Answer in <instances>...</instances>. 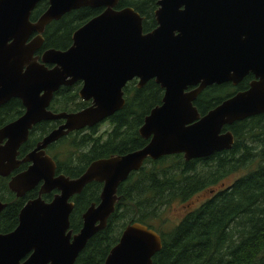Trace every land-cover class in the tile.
Segmentation results:
<instances>
[{
	"label": "water",
	"instance_id": "95a60500",
	"mask_svg": "<svg viewBox=\"0 0 264 264\" xmlns=\"http://www.w3.org/2000/svg\"><path fill=\"white\" fill-rule=\"evenodd\" d=\"M41 1L48 7L31 23L30 15ZM118 1L0 0V106L18 99L25 110L0 130V177L21 163L30 165L8 185L17 198L42 182L39 198L23 207L15 231L0 236V264H74L88 241L106 229L118 203L119 186L146 161L181 155L190 162L228 152L234 138L225 127L264 117V0H159L156 28L147 34L143 19L132 9L115 10ZM81 8L104 11L72 35L67 51L49 50L34 57L45 28ZM248 74L256 81L246 91L200 116L194 102L204 89L237 86ZM133 80L139 89L152 81L163 91L160 106L150 111L138 130L147 144L95 161L77 179L55 177V164L45 149L122 110V90ZM76 83L82 84L78 97L90 102L88 109L59 115L46 111L60 87ZM42 121L64 124L16 161L29 132ZM91 183L102 186L99 203L83 214L79 233L72 235L69 200ZM51 191L58 195L46 204L40 196ZM160 250L155 231L132 224L104 264H152Z\"/></svg>",
	"mask_w": 264,
	"mask_h": 264
},
{
	"label": "trees",
	"instance_id": "16d2710c",
	"mask_svg": "<svg viewBox=\"0 0 264 264\" xmlns=\"http://www.w3.org/2000/svg\"><path fill=\"white\" fill-rule=\"evenodd\" d=\"M158 1L119 0L116 9L130 8L137 13L143 19V33L147 34L156 27L154 12ZM46 8V1L39 3L33 19ZM101 12L82 9L53 22L45 29L42 51L65 50L73 32ZM242 89L238 92H243ZM77 92L78 88L73 93L70 88H61L53 97L51 109L79 111L82 105ZM122 92L124 107L106 121L108 132L98 134L99 127H95L71 134L48 148L47 154L55 162L57 173L76 179L92 162L126 155L146 145L138 130L150 111L160 106L163 91L151 81L141 89L136 88L135 82L128 83ZM233 94L229 84L212 86L201 93L194 107L203 116ZM21 109L16 101L1 109L0 127L20 117ZM51 126L42 124L34 128L21 154L30 151L53 129ZM224 131L234 138L231 151L190 162H185L181 155L156 162L148 160L138 172L132 173L117 190L118 203L106 229L88 241L74 264H104L124 229L132 224L143 225L160 236L161 250L152 264H264V117L234 123ZM248 164L252 169L249 175L215 191L208 200L185 211L175 223L167 216L174 204L185 206L197 194L243 173ZM101 188L92 183L74 199L69 218L73 234L81 229L85 211L99 202ZM24 203L18 202L4 222L14 227Z\"/></svg>",
	"mask_w": 264,
	"mask_h": 264
},
{
	"label": "flooded vegetation",
	"instance_id": "af4514ba",
	"mask_svg": "<svg viewBox=\"0 0 264 264\" xmlns=\"http://www.w3.org/2000/svg\"><path fill=\"white\" fill-rule=\"evenodd\" d=\"M42 2V1H41ZM40 2V3H41ZM119 2V1H118ZM46 3H47V1H46ZM158 3V2H157ZM157 3H156V7H157ZM39 4V3H38ZM47 7H48V4H47ZM117 7V6H116ZM36 8H37V6H36ZM36 8L32 11V13H31V15H30V22L31 23H35L42 15H43V13L46 11V9H45V11L43 12V13H41V14H38L37 15V17L35 18V19H33V13H34V11L36 10ZM82 9H90V8H81V9H79V10H82ZM126 9V8H125ZM91 10H101L102 12L104 11V9H102V8H100V9H91ZM115 10H117L116 8H115ZM157 10V9H156ZM76 11H78V10H76ZM72 12H74V11H72ZM101 12V13H102ZM38 13H40V12H38ZM71 13V12H70ZM100 13V14H101ZM155 13V12H154ZM69 14V13H68ZM99 14V15H100ZM67 15V14H66ZM66 15H64V16H66ZM63 16V17H64ZM62 17V18H63ZM97 17V16H96ZM61 18V19H62ZM95 18V17H94ZM60 19V20H61ZM93 19V18H92ZM59 20V21H60ZM59 21H56V22H59ZM90 21V20H89ZM88 21V22H89ZM154 21H155V19H154ZM56 22H54V23H56ZM53 23V22H52ZM52 23H50V24H52ZM87 23V22H86ZM85 23V24H86ZM49 24V25H50ZM84 24V25H85ZM143 24V23H142ZM48 25V26H49ZM84 25H82V26H84ZM156 25V24H155ZM47 26V27H48ZM81 26V27H82ZM80 27V28H81ZM156 28V27H155ZM46 29V28H45ZM79 29V28H78ZM77 29V30H78ZM76 30V31H77ZM75 31V32H76ZM44 32H45V30H44ZM75 32H73V34L75 33ZM72 34V35H73ZM72 35H71V37H70V45L65 49V50H54V49H48V50H44V51H42L43 50V45H44V33H43V35H42V39H43V44H42V46L40 47V49L38 50V51H36L35 52V54H34V57H38V58H40L42 55H43V53L44 52H46V51H49V50H54V51H59V52H64V51H67L69 48H70V46H71V39H72ZM35 37V35H32L31 37H30V39L28 40V43H29V41H31L33 38ZM48 68H50V67H48ZM254 81H256L255 80V78L252 76V74H248L237 86H232V85H230V87L232 88V90L234 91V94H236V93H239L238 91L240 90V88H243L242 90H243V92L244 91H246L248 88H249V86H250V84L252 83V82H254ZM131 82H135V85H136V88L137 89H139L138 87H137V84H138V81H136V80H133V81H131ZM130 82V83H131ZM151 82V81H150ZM81 86H82V84L81 83H76V84H74V85H72V86H70V87H60L54 94H53V96H52V99H51V101H50V103H49V105H48V108L46 109V111L47 112H49V113H51V114H53V115H59V114H75V113H79V112H82V111H84V110H86V109H88L90 106H91V104H90V102H83L82 100H80L79 99V97H78V93H79V91H80V89H81ZM145 86V85H144ZM143 86V87H144ZM142 87V88H143ZM212 87V86H211ZM211 87H208V88H211ZM61 88H70V92H74V90L76 89V88H78V92H77V97H78V99L80 100V105H82V107L79 109V111H75L74 109H72V110H70V112H55V111H53L52 109H51V103H52V100H53V97H54V95L61 89ZM141 89V88H140ZM207 89V88H206ZM206 89H204V90H206ZM203 90V91H204ZM202 91V92H203ZM201 92V93H202ZM201 93H200V95H201ZM233 94V95H234ZM199 95V96H200ZM198 96V97H199ZM197 97V98H198ZM124 99V98H123ZM197 100V99H196ZM12 101H16V102H19V104H20V106H21V113H22V115L20 116V117H22L23 116V114L25 113V110H24V108H23V106H22V104H21V102L18 100V99H12V100H10V101H8L7 103H5L4 105H2V106H0V111H1V109H4L10 102H12ZM196 102V101H195ZM195 102H194V104H195ZM159 107V106H158ZM153 110V109H152ZM121 111V110H120ZM209 112V111H208ZM207 112V113H208ZM199 113V112H198ZM115 115V114H114ZM201 116V115H200ZM20 117H18L17 119H15L14 121H12V122H10V123H8V124H6L5 126H7V125H9V124H11V123H13V122H15L16 120H18ZM147 117V116H146ZM145 117V118H146ZM111 118V117H110ZM144 118V119H145ZM108 120V119H107ZM106 120V121H107ZM106 121H104L103 123H101L100 125H98V126H95V127H100L102 124H106ZM144 121V120H143ZM42 124H50V125H52L51 127L53 128L49 133H47L45 136H43L42 138H41V140L39 141V142H37L35 145H34V147L30 150V151H28L27 153H25L24 155H22L21 154V150H22V148L28 143V141H29V139H30V133L33 131V129L34 128H37V126H40V125H42ZM64 124V121H50V122H47V121H42V122H40V123H38L37 125H35L33 128H32V130L29 132V134H28V139H27V141L24 143V144H22L21 146H20V148H19V150H18V156L16 157V161H18V162H20V161H22L24 158H25V156H27L28 154H30V153H32L35 149H36V147H37V145L38 144H40L41 142H42V140L45 138V137H47L51 132H53V131H55V130H57L59 127H61L62 125ZM5 126H3V127H0V130L2 129V128H4ZM95 127H93V128H95ZM92 129V128H91ZM86 130H90V129H84V130H81V131H77V132H83V131H85L86 132ZM77 132H72V133H70V134H68L67 136H65V137H68V136H70L71 134H74V133H77ZM65 137H63V138H65ZM63 138H61V139H59L57 142H55V143H53V144H51L50 146H53V145H56L60 140H62ZM145 142V141H144ZM5 143H6V140H4L2 143H1V146H4L5 145ZM146 144H147V142H146ZM50 146H48L46 149H45V154L48 156V157H50L48 154H47V151H48V148L50 147ZM233 148V147H232ZM255 148H250L249 150H254ZM232 150V149H231ZM230 150V151H231ZM113 157H115V156H113ZM51 158V157H50ZM51 160H52V158H51ZM53 161V160H52ZM54 162V161H53ZM93 163V162H92ZM92 163H90V164H92ZM54 164H55V162H54ZM89 164V165H90ZM89 165L86 167V169L89 167ZM30 165L29 164H27V163H21L19 166H18V168L17 169H15L14 171H12L7 177H0V206H2V209H1V211H0V236H5V235H8V234H10V233H12V232H14L15 231V229L17 228V226H18V216H19V214H20V212H21V210L23 209V207L29 202V201H33V200H36V199H38L39 198V193H40V189H41V187H42V182H40V183H38V185L37 186H35L32 190H30V191H28L27 193H25L22 197H20V198H17L16 197V195L15 194H13V193H11V191L9 190V188H8V185H9V183H10V181H11V179H13L14 177H16L17 175H19V174H21V173H23V172H25L27 169H28V167H29ZM21 167H23L22 169H21ZM55 167H56V169H55V177H58V176H63V177H65V178H67V179H69V180H74V179H70V178H68V177H66V176H64V175H62V174H59V173H57V166H56V164H55ZM247 167L248 168H246L245 169V171L243 172V174L246 176V175H249L250 174V172H251V168H250V166H249V164L247 165ZM24 169V170H23ZM85 169V170H86ZM85 172V171H84ZM83 172V173H84ZM80 177V176H79ZM78 177V178H79ZM77 179V178H76ZM92 184V183H91ZM93 184H96V183H93ZM90 185V184H89ZM232 185V184H231ZM88 186V185H87ZM102 187V186H101ZM102 189V188H101ZM84 190V189H83ZM82 190V191H83ZM82 193V192H81ZM80 193V194H81ZM79 194V195H80ZM58 195V192L57 191H51L50 193H48V194H45V195H41L40 196V199L44 202V203H46V204H48V203H50L53 199H54V197L55 196H57ZM79 195H77V196H79ZM77 196H74V197H72L70 200H69V203L71 202L72 204H73V209H74V206H75V202H74V199L77 197ZM100 196V195H99ZM44 197H46L45 199H44ZM27 198H30V199H28L27 201H26V199ZM21 201H25V203H24V205H23V207L18 211V214H17V222H16V224H15V226L13 227V224H11V223H7V221L6 222H4V219L5 218H7L8 220H9V216H11V210L12 209H15L17 206H18V202H21ZM99 203V202H98ZM98 203L97 204H91L90 205V207L92 206V205H95V206H97L98 205ZM89 207V208H90ZM88 208V209H89ZM87 209V210H88ZM86 210V211H87ZM73 211V210H72ZM85 211V212H86ZM71 215V214H70ZM83 216V215H82ZM70 218V217H69ZM3 220V221H2ZM81 220H82V218H81ZM81 224H82V221H81ZM69 231H70V224H69ZM80 231V230H79ZM72 232V231H71ZM79 233V232H78ZM78 233H76V234H78ZM76 234H73L72 233V235H76ZM27 258V257H26ZM25 258V259H26ZM24 259V260H25ZM24 260H22V261H20V263H22Z\"/></svg>",
	"mask_w": 264,
	"mask_h": 264
},
{
	"label": "rangeland",
	"instance_id": "374dc122",
	"mask_svg": "<svg viewBox=\"0 0 264 264\" xmlns=\"http://www.w3.org/2000/svg\"><path fill=\"white\" fill-rule=\"evenodd\" d=\"M109 130L110 128L107 124H102L98 129V134H103L104 132H108ZM243 175L244 174L242 172L239 174H236L230 177L229 179L221 182L218 186L207 189L201 192L200 194H197L195 197L192 198L190 203L186 204L183 207L179 206L178 204H174L172 208L170 209V212L167 214V216L170 218L172 222L175 223L179 218L182 217L185 211L187 212L188 210L193 209L194 207L208 200L215 191H218L219 189L223 188V186L225 187V186L231 185L237 178Z\"/></svg>",
	"mask_w": 264,
	"mask_h": 264
}]
</instances>
